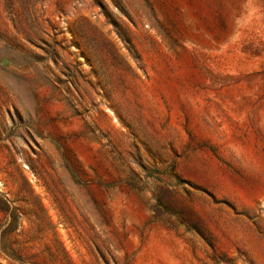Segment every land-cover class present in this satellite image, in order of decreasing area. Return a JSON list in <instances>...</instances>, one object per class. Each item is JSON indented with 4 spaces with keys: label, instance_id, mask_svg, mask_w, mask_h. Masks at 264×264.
Returning a JSON list of instances; mask_svg holds the SVG:
<instances>
[{
    "label": "rangeland",
    "instance_id": "374dc122",
    "mask_svg": "<svg viewBox=\"0 0 264 264\" xmlns=\"http://www.w3.org/2000/svg\"><path fill=\"white\" fill-rule=\"evenodd\" d=\"M0 264H264V0H0Z\"/></svg>",
    "mask_w": 264,
    "mask_h": 264
}]
</instances>
